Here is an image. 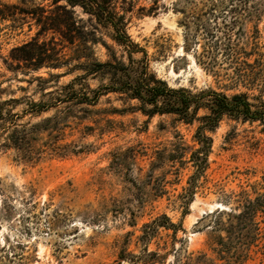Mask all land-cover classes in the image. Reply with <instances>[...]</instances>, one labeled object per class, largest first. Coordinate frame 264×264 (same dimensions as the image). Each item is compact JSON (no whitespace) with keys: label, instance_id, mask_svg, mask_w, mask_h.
Wrapping results in <instances>:
<instances>
[{"label":"rangeland","instance_id":"1","mask_svg":"<svg viewBox=\"0 0 264 264\" xmlns=\"http://www.w3.org/2000/svg\"><path fill=\"white\" fill-rule=\"evenodd\" d=\"M133 2L126 31L156 77L192 92H247L251 102L252 96L264 101V84L251 89L230 79L233 67L223 51L226 30L234 42L254 33L264 51V0ZM50 4L0 0V101L18 99L2 110L8 118L14 114L16 124H6L27 141L20 156L5 145L10 130L0 129V264H264V206L255 213L256 228L227 231V213L264 192V124L222 116L205 131L206 163L196 170L190 153L200 146L199 121L147 115L136 99L113 91L94 100L62 98V86L81 69H9L11 48L37 30L21 9ZM103 39L126 59L120 46ZM109 53L100 42L92 46L99 61ZM81 80L90 89L106 82L92 74ZM80 83L74 89L90 97ZM31 100L45 108L30 110ZM204 113L199 108L196 115ZM206 203L217 208L200 212Z\"/></svg>","mask_w":264,"mask_h":264},{"label":"trees","instance_id":"2","mask_svg":"<svg viewBox=\"0 0 264 264\" xmlns=\"http://www.w3.org/2000/svg\"><path fill=\"white\" fill-rule=\"evenodd\" d=\"M59 1L51 0L47 7L36 5L21 9V13L34 21L37 30L30 39L11 48L8 59H5L9 69L31 71L40 67H66L65 73L81 69L83 74L76 75L68 84L62 86L61 89L65 90L62 98L75 94L85 100H94L101 92L113 91L136 99L139 102L138 109L147 115L171 113L186 123L199 121L195 136L200 146L190 153L196 170L202 169L206 163L210 137L205 131L213 130L222 116L264 124V101L259 96H252L256 101L251 102L247 92L227 95L211 88L192 92L184 87H171L163 79L156 77L149 69L146 52L126 31V13L133 9V0H64V3ZM75 8L86 17H79ZM253 31L257 32L256 27ZM47 34H50L49 37H46ZM224 34L227 42L223 43V51L233 67L230 79L251 89L261 88L264 84V51L257 50L252 41V38H255L254 33L245 40L236 39L235 42L231 41V34L227 33V30ZM103 35L121 47L125 60L115 56L112 47L104 41ZM98 42L110 52V58L107 60L99 61L92 56V46ZM138 52H141L142 56L135 58L134 54ZM252 55L253 60L249 61ZM210 62L209 67L212 69L213 61ZM89 74L97 75L101 80L105 78L106 82L90 89L87 84L80 83L84 75ZM57 75L50 74L52 77ZM77 82L92 93L90 97L85 92L81 95L77 93L73 87ZM11 102L16 103L18 99L0 101V129L10 130L5 136V145L12 144L21 156L26 152V149H23L27 142L26 137L21 136L16 127H8L6 122L16 124L15 116L9 112L8 118L2 110L5 104ZM28 104L32 111L45 108L41 102L31 100ZM199 108H204L206 113L197 116ZM188 201L190 200L185 202ZM263 206L264 192L254 200L245 199L237 211L231 210L227 213L230 219L228 233L242 232L243 229L247 231L250 225L256 228L254 216ZM160 218L166 220L167 225L173 226L165 215ZM157 220L154 219L152 224Z\"/></svg>","mask_w":264,"mask_h":264},{"label":"bare ground","instance_id":"3","mask_svg":"<svg viewBox=\"0 0 264 264\" xmlns=\"http://www.w3.org/2000/svg\"><path fill=\"white\" fill-rule=\"evenodd\" d=\"M178 52H181V49H179L178 50ZM190 60H191V62H193V58L190 56ZM214 205V204H213ZM212 204H207L206 203V207H207V210L208 211H212L213 209H214V207L215 206H213ZM192 209H195L196 208V201H194L193 203H192ZM200 212H203L204 211V209L203 208H201V207H199V208H197ZM190 218L192 219V220H194L195 218H196V216L194 215V214H190Z\"/></svg>","mask_w":264,"mask_h":264},{"label":"water","instance_id":"4","mask_svg":"<svg viewBox=\"0 0 264 264\" xmlns=\"http://www.w3.org/2000/svg\"><path fill=\"white\" fill-rule=\"evenodd\" d=\"M215 208H217V207H215ZM206 210H207V207L205 206L204 211H206ZM208 212H210V211H208ZM124 263H126V261H124Z\"/></svg>","mask_w":264,"mask_h":264}]
</instances>
